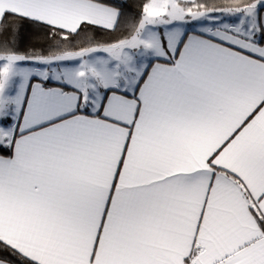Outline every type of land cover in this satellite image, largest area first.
<instances>
[{
    "label": "snow or ice",
    "instance_id": "obj_1",
    "mask_svg": "<svg viewBox=\"0 0 264 264\" xmlns=\"http://www.w3.org/2000/svg\"><path fill=\"white\" fill-rule=\"evenodd\" d=\"M0 264H264V0H0Z\"/></svg>",
    "mask_w": 264,
    "mask_h": 264
}]
</instances>
